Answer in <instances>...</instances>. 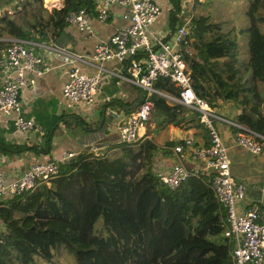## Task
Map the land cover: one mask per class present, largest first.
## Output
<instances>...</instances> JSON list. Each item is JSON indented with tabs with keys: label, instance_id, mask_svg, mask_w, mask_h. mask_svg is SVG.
I'll return each mask as SVG.
<instances>
[{
	"label": "trees",
	"instance_id": "16d2710c",
	"mask_svg": "<svg viewBox=\"0 0 264 264\" xmlns=\"http://www.w3.org/2000/svg\"><path fill=\"white\" fill-rule=\"evenodd\" d=\"M247 1L249 24L240 30L247 36L244 62L235 35L224 31L222 23L205 15L191 18L183 57L193 91L211 106L222 99L244 107L264 82V0ZM93 8L92 0H63L62 7L50 11L43 0H0V36L55 41L69 12ZM8 43L1 42L0 50ZM154 87L164 94L178 92L165 78ZM151 100V119L179 124L184 106L171 105L158 94ZM252 107L237 121L264 136V117ZM51 138L52 133L45 134L40 147L3 144L0 152L48 154ZM175 145L167 142L166 147ZM159 149L143 137L111 145L102 154L83 151L59 163L48 185L0 200V264H35L36 258L56 264L53 250L60 245L76 264H232L212 172L189 171L180 187L170 188L154 168Z\"/></svg>",
	"mask_w": 264,
	"mask_h": 264
},
{
	"label": "built area",
	"instance_id": "2783aa9c",
	"mask_svg": "<svg viewBox=\"0 0 264 264\" xmlns=\"http://www.w3.org/2000/svg\"><path fill=\"white\" fill-rule=\"evenodd\" d=\"M188 1L192 3V0ZM95 5L99 22L105 21L110 8L116 5L127 11L129 24L113 33L107 42L96 44L90 57L50 47L68 67V79L61 89L62 97L69 106L89 105L103 83L102 74H111L103 64L116 61L125 72V75L118 77L138 87L142 93L138 106L129 111L118 126L120 142L135 143L143 138V129L153 111V94L175 101L196 113L199 123L206 130L208 143L194 147L191 139H185L172 147L177 161L159 173L160 182L170 188L180 187L189 171L178 157L189 148L197 160L204 162L206 172L213 174L212 188L224 210L222 237L228 245L232 264H264V211L257 204L239 211L238 205L245 196L244 187L234 180L230 172L227 146L215 122L220 121L233 127L235 142L252 153L263 150L264 136L218 114L193 91L190 71L182 50V45L191 33V18L172 32L173 42H170L166 37L155 36L151 31V26L161 13V8L154 0H96ZM65 21L82 32L91 31L88 14L84 9L69 12ZM8 42L4 48V57L0 59V112L11 120L18 131H40L32 119L23 116L19 94L23 88L34 85L36 76L48 70L44 57L35 50L36 47L45 46L43 43L16 38ZM79 63L89 64L97 72H82ZM159 78H165L175 86L178 89L177 95L156 90L154 85ZM75 155L69 152L60 161H36L8 182H5L0 171V200L30 193L41 183L48 185L57 176L59 163Z\"/></svg>",
	"mask_w": 264,
	"mask_h": 264
},
{
	"label": "crops",
	"instance_id": "0c3cea01",
	"mask_svg": "<svg viewBox=\"0 0 264 264\" xmlns=\"http://www.w3.org/2000/svg\"><path fill=\"white\" fill-rule=\"evenodd\" d=\"M93 10L89 11L90 32H82L73 24H66L55 41L44 43L45 47H36V52L45 59L48 70L36 76L31 87L20 91L19 100L23 116L32 119L40 131L21 132L16 130L11 120L0 112V146L36 145L44 142V135L52 133L50 152L39 154L26 151L19 155H5L0 152V171L5 182L20 175L36 161H60L66 153L78 154L90 151L102 154L111 145L119 144L118 126L140 98L138 87L122 80L118 76L125 75L124 69L116 61H108L103 67L111 74L103 73V83L97 90L93 102L89 105L74 104L62 97L61 89L68 79V67L58 53L50 47L66 49L90 57L98 43H105L111 35L129 24L127 11L119 6L110 8L105 21L97 20L96 0H92ZM161 8V13L151 26L155 36L166 37L173 42L172 32L182 26L187 19L195 14L196 0L190 4L187 0H154ZM191 2V0H190ZM63 0H43V6L49 11L62 7ZM236 28V27H235ZM231 27L233 35L244 28ZM224 30V28H223ZM11 38L5 34L0 36L1 42ZM4 57V49L0 50V59ZM243 62V57H239ZM79 68L85 73H96L97 69L89 64L79 63ZM243 76L250 78V73L244 71ZM248 100H251L247 104ZM244 107L232 100L218 99L213 102V109L230 120L237 121L242 113H250V108H256V115L264 117V82L258 84L257 93L249 97ZM169 104H179L167 100ZM185 108L178 125L149 119L143 129V137L150 139L160 149L154 156V168L157 173L169 169L176 163L177 157L172 147H166L167 142L182 143L191 139L194 147L206 145L208 137L205 129L199 123L196 113ZM84 122V124L82 123ZM239 123V122H238ZM243 125V124H242ZM223 141L227 146L230 159V172L237 183L244 187V199L239 203V211L246 210L252 204H257L264 211V147L259 153H252L235 142V129L220 121L215 122ZM94 150V152H93ZM188 171L203 172L204 162L197 160L189 148L178 157Z\"/></svg>",
	"mask_w": 264,
	"mask_h": 264
},
{
	"label": "rangeland",
	"instance_id": "374dc122",
	"mask_svg": "<svg viewBox=\"0 0 264 264\" xmlns=\"http://www.w3.org/2000/svg\"><path fill=\"white\" fill-rule=\"evenodd\" d=\"M248 1L247 0H196L194 15L209 16L213 22L222 23L224 31H231L234 26L237 29L246 28L249 24L246 16ZM45 7V6H44ZM11 7L7 8L9 13L12 12ZM48 10V9H47ZM2 13V10L0 11ZM26 14V12H24ZM235 28V29H236ZM235 38L238 44L239 57L247 60V36L245 33L236 32ZM240 62H242L239 59ZM244 62V61H243ZM100 88V87H99ZM54 262L56 264H76V260L64 245H60L53 250ZM35 264H48L42 259L36 258Z\"/></svg>",
	"mask_w": 264,
	"mask_h": 264
},
{
	"label": "water",
	"instance_id": "95a60500",
	"mask_svg": "<svg viewBox=\"0 0 264 264\" xmlns=\"http://www.w3.org/2000/svg\"><path fill=\"white\" fill-rule=\"evenodd\" d=\"M141 96H142V93L140 94V98H141ZM140 98L138 99V101L131 107V109H134V108H136L137 106H138V104H139V101H140Z\"/></svg>",
	"mask_w": 264,
	"mask_h": 264
}]
</instances>
